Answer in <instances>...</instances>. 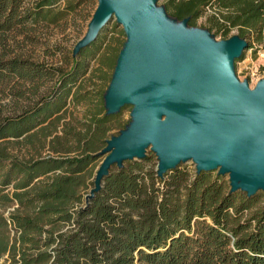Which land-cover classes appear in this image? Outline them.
<instances>
[{"label":"trees","instance_id":"16d2710c","mask_svg":"<svg viewBox=\"0 0 264 264\" xmlns=\"http://www.w3.org/2000/svg\"><path fill=\"white\" fill-rule=\"evenodd\" d=\"M84 1L0 0V264H264V193L231 190L218 169L197 172L183 161L158 174L146 149L110 165L95 185L109 132L123 127V107L106 113L103 102L122 29L113 46L104 43L105 23L74 54L46 48L51 62L14 42L39 27H64ZM157 1L189 27L203 18L220 40L233 32L246 42L243 52L262 40L263 0ZM68 105L80 116L47 141ZM19 139L46 155H10Z\"/></svg>","mask_w":264,"mask_h":264},{"label":"water","instance_id":"95a60500","mask_svg":"<svg viewBox=\"0 0 264 264\" xmlns=\"http://www.w3.org/2000/svg\"><path fill=\"white\" fill-rule=\"evenodd\" d=\"M155 1L98 0L72 53L93 41L111 17L121 26L125 41L103 102L106 113L131 105L133 126L100 151L105 156L95 185L110 165L149 149L158 174L191 159L197 172L226 173L231 190L264 193V86L248 94L231 73L246 42L235 36L216 44L183 34L187 20L176 28L163 24L161 13L150 10Z\"/></svg>","mask_w":264,"mask_h":264},{"label":"rangeland","instance_id":"374dc122","mask_svg":"<svg viewBox=\"0 0 264 264\" xmlns=\"http://www.w3.org/2000/svg\"><path fill=\"white\" fill-rule=\"evenodd\" d=\"M98 0H85L83 5L79 6L77 16L74 17L73 20L68 21L64 27H47L41 28L29 34V38L24 39L22 35H18L14 42L17 43L16 51H22L25 53L26 51H33L35 55L39 57V60L45 62H51L52 57L48 56V52L62 50L64 53H73L76 44L85 36L88 28V24L91 20V17L94 14V11L97 6ZM264 2V0H263ZM162 3L160 1H155L151 6L150 10L153 13H161V22L165 25L170 26L171 28H176L179 26L180 22L174 21L168 16H165L161 10ZM114 18L111 17L107 22V30L106 37L104 39V43L107 45H114L113 40L118 39L119 41L124 40V36L120 34L121 26L117 25L113 26ZM203 18H200L196 21L194 27H189L184 25L183 34L197 33L201 36H205L210 39L213 43L221 44L229 41L234 38L235 35L232 32L228 39L220 40L218 37H213L211 34H207L202 26ZM120 31V32H119ZM111 38V39H110ZM111 40V41H110ZM12 42L9 41L7 46L11 45ZM14 45V44H13ZM11 45L10 49H14L15 47ZM46 48L47 53H46ZM100 53V52H99ZM102 54L104 53L101 52ZM101 54V55H102ZM97 62H91L90 67H96ZM231 73L233 78L236 80L237 84L240 87L246 88L248 94H253L257 86H264V17H263V27H262V40L259 44L252 43L251 48L245 52H242V59L239 61H234L231 66ZM82 88L84 90L90 89V84L88 79L85 80L82 84ZM80 107L73 108L68 105L65 112L60 115L58 120L55 122V126L48 128L46 140L48 141L52 136L58 135L61 125L63 123H67L71 121L73 118H78L80 116L79 111ZM132 110L131 105L123 106L119 119L121 121V125H123L122 129H113L109 132V136L112 138H119L121 135L128 133L131 131L133 126V120L130 118V111ZM35 148L33 149L31 146H28L22 139H19L16 142L11 141L8 146L9 154L12 156H16L18 158H28V157H36V156H45L46 150L43 149L41 145H33ZM150 147V145H149ZM146 150V149H145ZM105 156V155H104ZM104 157L98 163L97 169L103 162ZM186 160V164L188 167L191 165V159ZM261 203L264 204V194L261 199ZM11 210V209H8Z\"/></svg>","mask_w":264,"mask_h":264}]
</instances>
